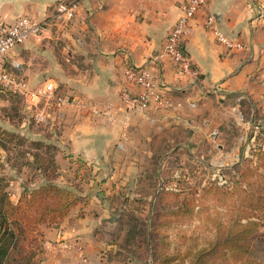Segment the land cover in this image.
I'll use <instances>...</instances> for the list:
<instances>
[{
  "label": "crops",
  "instance_id": "obj_1",
  "mask_svg": "<svg viewBox=\"0 0 264 264\" xmlns=\"http://www.w3.org/2000/svg\"><path fill=\"white\" fill-rule=\"evenodd\" d=\"M60 1L76 3L73 20L28 37L3 59L15 82L9 88L55 83L60 105L45 128L49 142L59 147L55 182L70 179L67 183L81 187V200L57 226H40L43 252L37 264H119V252L103 229L112 220L99 198L101 188L92 178L77 179L76 161L95 170L112 166L118 157L134 162L133 146H150L158 133L168 136L192 128L201 103L210 99L263 102L264 15L256 14L253 0H203L181 45L199 73L193 81L171 59L157 56L187 0H0V19L26 15L39 20ZM208 18L242 48L228 50L218 43L206 26ZM125 66L145 68L158 77L162 98L150 100L145 109L127 108L122 93L141 88L124 79ZM22 185L17 182L12 201ZM121 262L132 264L130 258Z\"/></svg>",
  "mask_w": 264,
  "mask_h": 264
},
{
  "label": "rangeland",
  "instance_id": "obj_2",
  "mask_svg": "<svg viewBox=\"0 0 264 264\" xmlns=\"http://www.w3.org/2000/svg\"><path fill=\"white\" fill-rule=\"evenodd\" d=\"M253 1L256 14L264 15V0ZM42 83H25L22 89L0 85V177L10 196L16 192L17 182H43L44 170L38 171L37 166L47 173L56 169L59 175L55 161L59 147L49 142L51 137L45 134V128L53 123L60 103L56 104V95L30 97ZM199 111L200 115L191 122L192 128L176 129L168 136L158 133L150 146H133L137 157L134 162L118 157L112 166L104 164L95 170L91 164L76 161L77 179L84 182L92 178L101 188L99 198L112 220L103 229L119 252V264L128 258L132 264H163L166 256H173L168 264H189L193 249L219 238L214 229L217 223L231 228V217L222 201L211 194L200 199L198 194L210 182L227 185L230 168L244 158L252 160L258 144L264 147V142H258L263 135L259 127L264 129V101H249L246 97H229L221 102L210 99L201 103ZM67 181L62 178L57 184L71 189L80 201L79 183L72 181L70 185ZM168 191L173 193L161 194ZM176 205L190 206L192 210L173 213L171 209ZM258 232L261 239L253 244L252 254L254 261L261 263L264 224ZM140 240L148 245H139ZM227 245L230 250H226V256L222 249L213 259L205 256L203 261L247 264L248 256L235 252L233 242Z\"/></svg>",
  "mask_w": 264,
  "mask_h": 264
},
{
  "label": "trees",
  "instance_id": "obj_3",
  "mask_svg": "<svg viewBox=\"0 0 264 264\" xmlns=\"http://www.w3.org/2000/svg\"><path fill=\"white\" fill-rule=\"evenodd\" d=\"M259 128L263 135L258 142H264V129ZM251 155L252 160L244 158L230 168L232 173L227 185L210 182L201 188L202 194H198L200 199L211 194L222 201L223 208L231 217V228L222 222L217 223L214 229L219 238L193 249L189 264H208L203 257L211 260L223 250L226 256V250H230L227 242H230V246L234 243L235 252L248 256L247 264H264V261L256 263L252 254L253 244L261 239L258 227L264 224V147L258 144ZM37 169L44 170L41 175L43 182L37 185L23 183L16 201H12L7 185L0 177V264H37L38 256L43 252L38 226H57L79 202L76 193L53 181L57 176L56 169L49 173L42 166H37ZM169 193L173 192L161 194ZM171 210L174 213L192 208L176 205ZM143 244L148 245L140 240L139 245ZM172 259L173 256H166L163 264H168Z\"/></svg>",
  "mask_w": 264,
  "mask_h": 264
},
{
  "label": "built area",
  "instance_id": "obj_4",
  "mask_svg": "<svg viewBox=\"0 0 264 264\" xmlns=\"http://www.w3.org/2000/svg\"><path fill=\"white\" fill-rule=\"evenodd\" d=\"M203 0H187L186 4L178 16L174 24L168 29L161 49L158 53L159 58H169L175 64L178 71L182 74L191 76L193 81L199 80L198 71L191 65L190 60L181 45L186 34L189 21L194 16L196 10L201 6ZM76 12L75 2H58L53 12L43 17L42 19H34L30 16H18L13 21H5L0 19V85L15 84L10 75L3 66V59L7 52L13 47L21 44L30 36H38L53 24L69 23L73 20ZM206 26L212 31L214 38L226 49H241L242 44L230 40L224 36L215 26L213 20L208 18ZM123 77L128 82L141 88L139 92L124 91L122 98L129 109H145L150 100L159 101L162 98L159 86L162 84L161 80L153 76L145 68H138L132 66H125L123 70ZM39 89L33 91L30 95L31 99L37 97L52 98L56 86L53 81H46L42 83ZM21 82L16 81V86H20ZM53 98V99H54ZM58 100V98H57ZM42 115H40L41 117ZM47 122H48V117ZM44 118L43 121H46Z\"/></svg>",
  "mask_w": 264,
  "mask_h": 264
}]
</instances>
